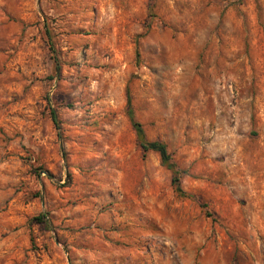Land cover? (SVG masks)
Instances as JSON below:
<instances>
[{"label":"rangeland","instance_id":"1","mask_svg":"<svg viewBox=\"0 0 264 264\" xmlns=\"http://www.w3.org/2000/svg\"><path fill=\"white\" fill-rule=\"evenodd\" d=\"M0 264H264V0H0Z\"/></svg>","mask_w":264,"mask_h":264},{"label":"trees","instance_id":"2","mask_svg":"<svg viewBox=\"0 0 264 264\" xmlns=\"http://www.w3.org/2000/svg\"><path fill=\"white\" fill-rule=\"evenodd\" d=\"M127 115L130 119L131 125L135 131L137 137L138 145L141 148L142 152L146 154L147 152H154L159 155L161 165L169 170L172 174L171 184L174 186L177 196L182 198L193 199V196L189 193H186L182 190L179 185L180 175L183 173L178 169L176 163L173 161L171 154L168 152L166 145L161 141H147L144 135L142 126L134 119L133 110L131 107L130 98H127ZM50 117L53 124L57 127V117L53 110L50 111ZM44 217H38L35 220L38 222H43Z\"/></svg>","mask_w":264,"mask_h":264}]
</instances>
